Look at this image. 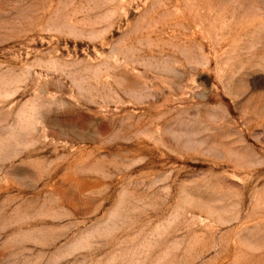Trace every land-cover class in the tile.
<instances>
[{"label": "rangeland", "instance_id": "obj_1", "mask_svg": "<svg viewBox=\"0 0 264 264\" xmlns=\"http://www.w3.org/2000/svg\"><path fill=\"white\" fill-rule=\"evenodd\" d=\"M0 264H264V0H0Z\"/></svg>", "mask_w": 264, "mask_h": 264}]
</instances>
